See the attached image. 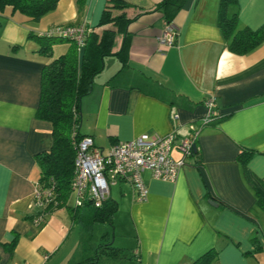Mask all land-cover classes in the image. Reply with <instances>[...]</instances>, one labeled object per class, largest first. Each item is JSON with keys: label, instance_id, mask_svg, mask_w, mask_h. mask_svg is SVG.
Listing matches in <instances>:
<instances>
[{"label": "crops", "instance_id": "obj_1", "mask_svg": "<svg viewBox=\"0 0 264 264\" xmlns=\"http://www.w3.org/2000/svg\"><path fill=\"white\" fill-rule=\"evenodd\" d=\"M122 1L128 18L135 16L125 27V54L103 57L80 100L79 132L108 152L141 133L189 136L210 97L223 117L201 127L174 180L142 172L145 200L129 181L110 186L114 244L134 250L138 264H189L212 247L213 264H264V208L257 203L264 199V41L246 54L232 52L218 26L219 0H182L170 21L156 9L162 0ZM109 2L57 0L38 21L10 6L0 10V264H70L77 254L83 230L69 210L58 207L36 223L40 210L32 205L35 155L53 143L51 123L36 116L41 70L69 43L43 45L30 34L97 27ZM237 17L241 27H261L264 0H237ZM168 23L176 37L165 46L158 38ZM243 150L250 152L239 157ZM171 155L179 158L176 147Z\"/></svg>", "mask_w": 264, "mask_h": 264}, {"label": "trees", "instance_id": "obj_2", "mask_svg": "<svg viewBox=\"0 0 264 264\" xmlns=\"http://www.w3.org/2000/svg\"><path fill=\"white\" fill-rule=\"evenodd\" d=\"M77 1L82 4L84 0ZM181 1L162 0L156 9L161 10L164 17L170 21L179 9ZM56 3L57 0H0V10L10 6L14 11L38 21L47 13L54 11ZM129 7L130 5L122 0H111L103 10L99 25L90 28L85 26L87 32L81 48L72 39L50 35L48 31L43 35L30 34L41 40L43 45L61 41L69 43L65 52L45 62L41 70L36 116L51 123L53 143L48 150L37 153L35 157L40 172L38 180L49 184V179H53L55 191L53 202L56 203L52 204L54 206L48 205L46 212L54 210L53 208L66 207L73 221L83 230L78 249V253L81 252L78 257H76L78 253L73 256L70 264L139 263L138 254L134 250L122 249L113 242L112 219L117 208L115 200L108 197L100 206H95L87 196L81 205L67 204L74 175L75 142L83 136L79 132L80 100L90 91L93 76L102 67L103 57L107 54L120 56L125 54V27L135 19V16L128 18L126 15ZM116 11L118 13H115ZM218 26L228 48L236 54H246L264 41V24L256 29L239 26L237 0H219ZM98 27L103 29L98 32ZM118 38L120 44L116 48ZM48 54L51 55L50 49ZM222 117L214 115L213 120L200 125L201 127L209 125ZM249 152L243 150L239 157L246 156ZM257 203L264 208V199L259 197ZM95 224H104L107 228L100 234L96 245L88 250V243L84 241L92 236ZM6 244L12 248L14 240ZM217 256L218 251L212 247L189 264H213Z\"/></svg>", "mask_w": 264, "mask_h": 264}, {"label": "built area", "instance_id": "obj_3", "mask_svg": "<svg viewBox=\"0 0 264 264\" xmlns=\"http://www.w3.org/2000/svg\"><path fill=\"white\" fill-rule=\"evenodd\" d=\"M86 32L87 28L80 24L56 26L47 33L72 39L81 48ZM175 37V28L168 23L158 40L162 45L170 46L174 44ZM205 105L207 114L201 119V124L210 122L215 115L214 99H206ZM200 129L201 125H191L189 136H178L175 131L164 135L141 133L132 139L115 143L108 152L96 146L91 136L83 135L75 142L74 175L70 184L75 194L74 204L81 205L88 196L95 206H100L108 198L110 186L117 180L129 181L136 199L145 200L148 189L142 172L149 170L157 179L174 180L185 159L193 154ZM174 147L180 154L177 159L171 155ZM52 183L53 179H49V184L40 180L33 183L32 205L40 210L34 219L36 223L43 221L48 205L56 203L53 202L55 191Z\"/></svg>", "mask_w": 264, "mask_h": 264}, {"label": "rangeland", "instance_id": "obj_4", "mask_svg": "<svg viewBox=\"0 0 264 264\" xmlns=\"http://www.w3.org/2000/svg\"><path fill=\"white\" fill-rule=\"evenodd\" d=\"M114 188V187H113ZM69 203L72 205L74 203V198H73V195L70 196V199H69ZM105 225L104 224H96L94 226V229L92 231V236L85 239L84 242L88 243V250L92 247H94L96 245V243L98 242V239H99V236L100 234L103 232V230L105 229ZM91 245V246H90ZM79 251V250H78ZM77 251V253H78ZM81 252V251H80ZM79 252V253H80ZM79 253L76 255V257H78ZM255 264V263H254Z\"/></svg>", "mask_w": 264, "mask_h": 264}, {"label": "water", "instance_id": "obj_5", "mask_svg": "<svg viewBox=\"0 0 264 264\" xmlns=\"http://www.w3.org/2000/svg\"><path fill=\"white\" fill-rule=\"evenodd\" d=\"M194 150H195V147H194ZM210 203H214L213 200H209ZM215 204V203H214Z\"/></svg>", "mask_w": 264, "mask_h": 264}]
</instances>
